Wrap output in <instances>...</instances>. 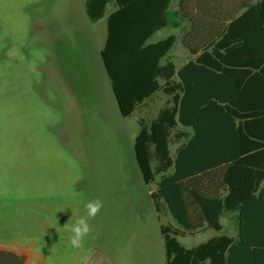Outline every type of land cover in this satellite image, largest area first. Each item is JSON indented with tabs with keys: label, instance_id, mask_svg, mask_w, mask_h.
Wrapping results in <instances>:
<instances>
[{
	"label": "rangeland",
	"instance_id": "1",
	"mask_svg": "<svg viewBox=\"0 0 264 264\" xmlns=\"http://www.w3.org/2000/svg\"><path fill=\"white\" fill-rule=\"evenodd\" d=\"M87 20L83 0H0V248L28 254L26 264H161L155 186L142 179L134 139L163 100L121 116L105 36ZM97 197L92 233L72 248L69 229ZM224 223L236 236V222ZM241 225L231 263L264 264V196Z\"/></svg>",
	"mask_w": 264,
	"mask_h": 264
},
{
	"label": "trees",
	"instance_id": "2",
	"mask_svg": "<svg viewBox=\"0 0 264 264\" xmlns=\"http://www.w3.org/2000/svg\"><path fill=\"white\" fill-rule=\"evenodd\" d=\"M172 3L85 0V10L95 23L115 7L101 58L121 116L132 117L158 91L166 96L155 118L138 120L134 140L142 179L155 186L150 198L158 219L167 211L175 222L160 225L165 264H232L231 254L244 241L241 217L264 196V0ZM132 22L143 27L131 32ZM167 27L180 35L147 44ZM177 41L194 57L179 70L170 59ZM140 50L143 67L133 59ZM180 127L205 134L208 158L198 155L205 151L201 137L192 141L195 160L185 156L184 144L172 152L175 138L189 136ZM222 129L237 144L225 157ZM223 218L236 222V236L222 233ZM205 228L216 233L207 242L192 248L180 242ZM257 250L264 253V246Z\"/></svg>",
	"mask_w": 264,
	"mask_h": 264
},
{
	"label": "crops",
	"instance_id": "3",
	"mask_svg": "<svg viewBox=\"0 0 264 264\" xmlns=\"http://www.w3.org/2000/svg\"><path fill=\"white\" fill-rule=\"evenodd\" d=\"M83 6H84V12H85V14H86V10H85V0H83ZM176 6V5H175ZM115 10V7L114 6H110V8H109V10H108V12H107V14H106V16L104 17V18H102L101 20H99L98 22H92V21H90L89 20V18H88V16H87V14H86V17H87V22L90 24V27L91 28H93V29H97V32L98 33H100L101 35H103V36H105L104 37V42H103V45H102V47H101V49H100V55H101V51H102V49H103V47H104V45H105V42H106V38H107V33H108V23H107V17H108V15L112 12V11H114ZM143 27V25L142 24H140V23H137V22H132L127 28L128 29H130L129 31H131V32H137L138 30L137 29H139V28H142ZM170 35H175V36H179L180 35V29H174V28H170V27H167V28H163V29H161L160 31H157L152 37H151V39L148 41V43L147 44H155V43H157V42H159V41H161V40H163V39H165L166 37H168V36H170ZM192 58H194L193 57V55H191V54H189L186 50H185V48L182 46V44L180 43V41H177V43L174 45V47H173V49L171 50V52H170V59L173 61V63H174V65H175V67H176V69L177 70H179V69H181L184 65H186L187 63H188V61L190 60V59H192ZM134 62H135V64L136 65H140L141 64V67H143L142 66V64L146 61V58L142 55V52H141V50L140 51H138L135 55H134ZM163 63H164V61H163ZM105 69V68H104ZM107 74V73H106ZM154 81L155 80H152V82L154 83ZM158 82L160 83V84H162L163 83V81L162 80H158ZM112 90V89H111ZM113 93V92H112ZM114 95V94H113ZM163 100V102H162V104H161V106H159L158 108H157V110H155V113H154V115H153V117L151 118V119H153V118H155L156 117V115L158 114V112H159V110H160V108L161 107H163L164 106V103H165V101H166V96H165V94L162 92V91H158L157 92V94L154 96V99L153 100H151V101H149L146 105H144L142 108H147V109H150V107L152 106V105H159L158 103L160 102V101H162ZM155 103V104H154ZM141 108V109H142ZM137 111H139V110H137ZM136 111V112H137ZM153 111H154V109H153ZM150 119V120H151ZM139 126V125H138ZM205 128H204V132H206L207 131V126L205 125L204 126ZM180 130H184L186 133H188L189 134V136H188V139H177V138H175V141H174V144L172 145V146H174L175 147V150H174V154H176L177 153V150H178V148L182 145V144H184V146H186V147H189L188 148V151L185 153V156L188 158V159H190V160H195L194 159V157L195 156H204L205 158H208V154H207V150H208V148H210V144L208 143V140H207V137L205 136V134H201L200 136L198 135H196L195 134V132L193 131V129H191V128H182V127H180L179 128ZM139 132V131H138ZM138 134V133H137ZM137 134H136V136H137ZM135 136V137H136ZM221 136H222V142H221V148H222V156L223 157H225L226 155H227V148L228 149H233V150H235L236 148H237V144H236V141H231V139L228 137V135H227V132H226V130L225 129H222L221 130ZM199 138V137H201L202 138V140H200V148H202L203 150H205L204 151V153L202 152V153H200V154H198L197 155V153H194L193 152V150H194V148H195V144H193L192 143V141L193 140H195V139H197V138ZM135 140V139H134ZM185 148V147H184ZM196 154V155H195ZM194 156V157H193ZM151 193V192H150ZM149 193V194H150ZM157 213V212H156ZM169 214V213H168ZM170 215V214H169ZM157 217H159V215H158V213H157ZM224 219L225 218H223L222 220H221V223H222V225H223V231H222V233L223 234H225V223H224ZM158 221H159V219H158ZM159 224L161 225L162 224V222L161 221H159ZM163 224H165V225H167V224H175V222H174V220L172 219V217H171V215L169 216V220L167 221V223H163ZM160 234H161V232H160ZM216 235V233L212 230V229H207V228H205V229H202V230H200V231H197V232H195V233H193V234H187V235H185L184 237H181V238H179V240H180V242L184 245V246H186L187 248H192V247H194V246H197V245H199V244H201V243H205V242H207L210 238H212V237H214ZM161 237H162V235H161ZM188 237H191V239H196V238H194V237H200L199 238V240L197 241V242H195V243H186L185 242V239H187ZM162 240H163V238H162ZM2 249V248H1ZM16 253H17V251H16ZM26 256H27V260H28V254H26ZM27 262V261H26ZM26 264V263H25ZM161 264H165V248H164V242L162 241V249H161Z\"/></svg>",
	"mask_w": 264,
	"mask_h": 264
},
{
	"label": "clouds",
	"instance_id": "4",
	"mask_svg": "<svg viewBox=\"0 0 264 264\" xmlns=\"http://www.w3.org/2000/svg\"><path fill=\"white\" fill-rule=\"evenodd\" d=\"M103 207L104 202L99 197L89 200L85 204L86 215L76 219L69 229L71 235L69 236L68 243L72 248L79 249L83 247L86 238L92 233V226L89 220L95 219Z\"/></svg>",
	"mask_w": 264,
	"mask_h": 264
},
{
	"label": "water",
	"instance_id": "5",
	"mask_svg": "<svg viewBox=\"0 0 264 264\" xmlns=\"http://www.w3.org/2000/svg\"><path fill=\"white\" fill-rule=\"evenodd\" d=\"M27 261L26 254H18L0 248V264H25Z\"/></svg>",
	"mask_w": 264,
	"mask_h": 264
}]
</instances>
